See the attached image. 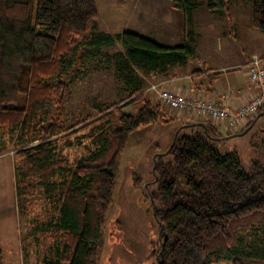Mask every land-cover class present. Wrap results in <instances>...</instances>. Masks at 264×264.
I'll list each match as a JSON object with an SVG mask.
<instances>
[{"label": "trees", "instance_id": "16d2710c", "mask_svg": "<svg viewBox=\"0 0 264 264\" xmlns=\"http://www.w3.org/2000/svg\"><path fill=\"white\" fill-rule=\"evenodd\" d=\"M252 2L251 25L264 33V0ZM190 12L192 0H174ZM186 3L187 5H184ZM226 0H209L211 11H223ZM96 0H0V141L16 138L19 158L15 167L18 197H32L37 186L45 195L56 194L57 213L43 226L47 237L61 245L42 264H99V251L119 165L129 137L141 126L165 118L160 104L144 97L136 69L166 74L194 54L193 38L179 46H164L153 38L124 31L96 32ZM119 43L131 86L129 95L97 117L86 116L72 126L60 123L70 93L62 81L89 53ZM121 68V70H122ZM204 72L199 69L193 75ZM55 78L54 84L44 79ZM137 79V80H135ZM135 80V85L133 84ZM24 95V102L13 106ZM141 102L136 115L125 106ZM55 112L49 117L48 109ZM258 114L245 128L254 126ZM116 114V124L109 118ZM257 118V119H256ZM96 125H100L99 129ZM93 126L96 149L74 166L56 151L62 140ZM95 126V127H94ZM185 126L194 128L182 133ZM211 120L187 122L170 146L153 162L155 188L150 192L152 212L159 226L157 264H264V238L244 244L245 234H264V157L249 163L233 148L221 151L223 136ZM229 133L224 137L238 135ZM0 142V149L4 148ZM264 153V141L252 144ZM136 180L137 178L134 177ZM42 230V229H41ZM2 249L0 247V264Z\"/></svg>", "mask_w": 264, "mask_h": 264}, {"label": "rangeland", "instance_id": "374dc122", "mask_svg": "<svg viewBox=\"0 0 264 264\" xmlns=\"http://www.w3.org/2000/svg\"><path fill=\"white\" fill-rule=\"evenodd\" d=\"M192 1L197 5L196 8H192L189 12L186 6L185 14L187 21L193 17V14L195 16L194 22L191 20L187 22L188 30L194 28L195 31L193 56L182 65L171 66L166 74L145 73L135 68L137 78L141 80L140 90H144V97L160 104L165 118H174V120L169 123L157 121L141 126L129 137L121 157L113 200L106 219L99 251V264H157L155 250L160 245L159 226L152 212L153 202L150 195L156 186L153 162L157 155L165 153L181 126L192 122L193 119L189 117L190 110L183 108L174 110L161 104L158 96L148 90L150 86L159 82L167 85L168 77L183 76L197 68H219L220 71L217 73L221 76L241 70L244 73L252 56L264 57L261 55L264 53V33L255 30L251 25L250 0H226L227 6L222 12L209 10L206 6L209 0ZM98 3L101 7L99 0ZM166 4L167 0H133L130 6H136L125 19H121V22L129 24L131 20L145 23L148 11L150 14L153 11L166 13L164 7ZM137 6L141 8L137 9ZM205 16L208 18H203ZM231 18L235 19L232 23L229 22ZM161 20L165 21L166 18L162 15ZM232 29L241 30V36L231 35ZM88 50L89 53L86 54L80 70L75 65L62 78V81L70 85V93L59 121L67 127L86 116L96 118L99 110H104L126 98L133 88L129 80L134 79L135 76H128V72L122 68L128 60L125 50L118 42L114 46H105L98 51H94L91 47ZM252 53L256 54L251 56ZM249 56L248 62L243 64ZM135 80L132 85H135ZM57 81L58 79L55 78L43 80L46 84H54ZM254 86L255 94L259 89ZM226 96L229 95H225L223 101L226 100ZM231 99L232 97L230 101ZM23 102L24 95L21 94L18 102L12 105L19 107ZM231 104L234 105L232 102ZM141 105V102L129 104L122 111L136 115ZM55 108L54 105L49 107V117L54 114ZM257 114L250 117L248 122ZM261 115L254 126L249 127L244 133H238L242 130L239 129L236 132L238 135L231 134L230 137H224L227 135L226 130H218L223 136L220 142L221 151L225 152L233 148L247 163L254 158H263V151L252 147V144L264 141V114ZM109 120L115 125L116 114L110 116ZM96 127L99 129L101 126L96 125ZM92 128L93 126L71 135L70 145H66L62 140L59 142L56 151L63 152L67 165L74 166L81 158L96 149L94 140L97 132L93 133ZM192 130L194 128L185 126L180 132L190 133ZM0 142L4 147L0 149L2 264H42L44 259L52 257L61 247L47 237V232L43 229L46 223L42 224L52 219L58 211L56 194L45 195L44 188L37 186L34 196L18 197L15 177V167L19 161L16 155V138L5 137ZM134 177L137 179L135 180ZM263 238L262 233L243 235L246 246ZM218 264L231 263L224 260Z\"/></svg>", "mask_w": 264, "mask_h": 264}, {"label": "crops", "instance_id": "0c3cea01", "mask_svg": "<svg viewBox=\"0 0 264 264\" xmlns=\"http://www.w3.org/2000/svg\"><path fill=\"white\" fill-rule=\"evenodd\" d=\"M141 1V0H138ZM101 7L96 0L98 15L95 19V31L103 32L111 35L122 33L124 31L133 32L144 37L153 38L158 43L164 46H179L185 41H189L192 37V44L195 45L194 37L195 31L188 30L187 22L191 20L194 22L193 17L187 21V17L182 8L176 7L174 0H167L165 7L166 13H158L153 11L150 14V11L146 13L147 19L145 23L143 22H132L130 20L129 24L122 23L121 19H125L126 15L134 9L130 4H133V0H99ZM208 3V2H207ZM197 6V5H196ZM207 6V4H206ZM141 8L137 6V9ZM102 13V17L100 14ZM166 14V15H164ZM216 14V13H215ZM210 14V15H215ZM166 18V20H161V17ZM209 15V14H208ZM208 18V16L203 17ZM201 19V18H200ZM238 23V17L235 18ZM234 18L229 19V22L232 23L235 20ZM202 20V19H201ZM164 21V22H163ZM97 25V27H96ZM173 34V36H169ZM241 30L232 29L231 35L239 37ZM241 36V35H240ZM171 37V38H170ZM173 38V39H172ZM176 40V41H171ZM263 52V51H261ZM256 53H252L251 56ZM264 55V53H261ZM250 56L243 62L246 64ZM201 68H197L194 71H197ZM216 69H204L213 73H217L220 70ZM192 71V72H194ZM186 73L183 76H177L174 78L168 77L166 82V88L178 95L187 96V97H202L207 100H214L216 102H222L225 95L232 97L231 102L236 106V101L240 98L249 97L254 94L256 87L251 84L247 71L242 72H231L227 75H215L208 76L204 72L197 73L195 75H190ZM187 80V81H186ZM185 81V82H184ZM254 86V87H253ZM237 99V100H235ZM264 110L261 111V114H264ZM260 114V116H262ZM259 116V118H260ZM189 117H192L194 121H197L201 118H206L195 112H191ZM207 119V118H206ZM219 130H226L224 127H220ZM237 132V131H236ZM46 222H42L45 224ZM48 233V231H47ZM46 233V234H47ZM3 252V250H2ZM36 264V263H35ZM41 264V263H40Z\"/></svg>", "mask_w": 264, "mask_h": 264}, {"label": "built area", "instance_id": "2783aa9c", "mask_svg": "<svg viewBox=\"0 0 264 264\" xmlns=\"http://www.w3.org/2000/svg\"><path fill=\"white\" fill-rule=\"evenodd\" d=\"M247 74L250 82L259 90L249 97L238 99L236 106L231 104L229 96L223 102H216L202 97L178 95L169 91L162 82L151 85L148 90L155 93L160 103L170 109L190 110L209 118L217 126L236 132L245 128L248 119L264 106V57L252 56L247 65Z\"/></svg>", "mask_w": 264, "mask_h": 264}, {"label": "water", "instance_id": "95a60500", "mask_svg": "<svg viewBox=\"0 0 264 264\" xmlns=\"http://www.w3.org/2000/svg\"><path fill=\"white\" fill-rule=\"evenodd\" d=\"M259 117V116H258ZM160 155H163L162 153Z\"/></svg>", "mask_w": 264, "mask_h": 264}]
</instances>
